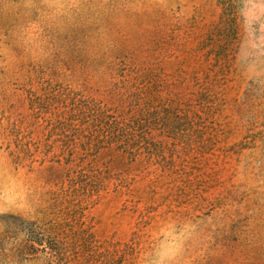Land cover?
<instances>
[{
  "label": "rangeland",
  "instance_id": "rangeland-1",
  "mask_svg": "<svg viewBox=\"0 0 264 264\" xmlns=\"http://www.w3.org/2000/svg\"><path fill=\"white\" fill-rule=\"evenodd\" d=\"M112 91L141 161L58 116ZM0 264H264V0H0Z\"/></svg>",
  "mask_w": 264,
  "mask_h": 264
},
{
  "label": "trees",
  "instance_id": "trees-1",
  "mask_svg": "<svg viewBox=\"0 0 264 264\" xmlns=\"http://www.w3.org/2000/svg\"><path fill=\"white\" fill-rule=\"evenodd\" d=\"M119 95L118 102L112 99ZM104 100H87L58 114L64 123L77 122L86 140L84 146L93 152H112L127 158L129 162L141 161L144 154L146 127L140 113L133 111L130 94L112 91ZM54 100V99H53ZM53 100L48 103L52 104ZM131 107H129V106ZM43 109V105H40ZM74 144L67 145L71 149ZM24 151H30L22 143ZM65 153V152H63ZM61 156L53 158L61 162Z\"/></svg>",
  "mask_w": 264,
  "mask_h": 264
}]
</instances>
